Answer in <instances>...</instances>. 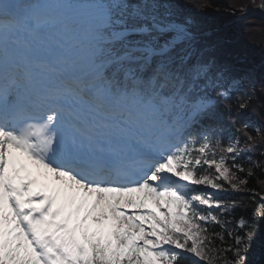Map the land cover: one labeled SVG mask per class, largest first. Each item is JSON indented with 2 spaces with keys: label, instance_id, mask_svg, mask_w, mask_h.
<instances>
[{
  "label": "snow or ice",
  "instance_id": "6c2138e0",
  "mask_svg": "<svg viewBox=\"0 0 264 264\" xmlns=\"http://www.w3.org/2000/svg\"><path fill=\"white\" fill-rule=\"evenodd\" d=\"M255 89L176 0H0V264H246Z\"/></svg>",
  "mask_w": 264,
  "mask_h": 264
},
{
  "label": "trees",
  "instance_id": "16d2710c",
  "mask_svg": "<svg viewBox=\"0 0 264 264\" xmlns=\"http://www.w3.org/2000/svg\"><path fill=\"white\" fill-rule=\"evenodd\" d=\"M261 0H176L181 16H191L194 21V31L199 44L206 50V55L214 57L223 66H227L234 75H244L242 67L250 68L256 80L255 95L248 109L241 114V120L249 119L264 125V16L255 11ZM243 13H249L241 21L235 20ZM230 24L229 26H227ZM211 32L208 35H203ZM249 74V73H248ZM251 91V89H249ZM257 141H264V135H257ZM264 160L259 153L252 155V161ZM245 171L251 170L254 176L249 179L247 188L254 191L242 190L231 196L224 197L225 202L242 201L244 207L237 209L235 216L251 217L256 202L264 197V175L260 169L250 167L246 159ZM264 167V164H262ZM241 178H245L241 174ZM220 215L219 212L216 213ZM221 219H232V216H221ZM210 232L225 230L219 226L209 225ZM258 233L262 239L264 250V221L260 222ZM182 264H197L186 255ZM264 264V263H263Z\"/></svg>",
  "mask_w": 264,
  "mask_h": 264
},
{
  "label": "rangeland",
  "instance_id": "374dc122",
  "mask_svg": "<svg viewBox=\"0 0 264 264\" xmlns=\"http://www.w3.org/2000/svg\"><path fill=\"white\" fill-rule=\"evenodd\" d=\"M261 2V1H260ZM259 5V4H258ZM255 8H257V6ZM211 32H206L203 35H208ZM246 71L244 75H249L253 77L252 69L242 67ZM254 78V77H253ZM257 125H263L261 123H256ZM261 135H264V132L261 133ZM249 164V163H248ZM249 166L252 168L253 165L249 164ZM243 179V178H242ZM210 231V230H209ZM217 233H222L224 235V240H215L212 245V250L209 252V259L207 261H199L197 258L191 256L197 264H225V259H234L231 255V253H227V256H225L222 253V248L226 247L228 244H232L233 241L228 239L227 231L226 230H219ZM264 263V250L262 249V239L257 231V234L255 236V239L252 241L250 248L247 250V261L246 264H263Z\"/></svg>",
  "mask_w": 264,
  "mask_h": 264
},
{
  "label": "water",
  "instance_id": "95a60500",
  "mask_svg": "<svg viewBox=\"0 0 264 264\" xmlns=\"http://www.w3.org/2000/svg\"><path fill=\"white\" fill-rule=\"evenodd\" d=\"M262 2H264V0H261V2L259 3V5L257 6L256 10H257L260 14H262V15L264 16V10H262L261 7H260V5H261Z\"/></svg>",
  "mask_w": 264,
  "mask_h": 264
}]
</instances>
